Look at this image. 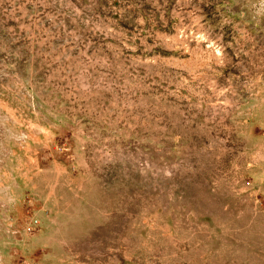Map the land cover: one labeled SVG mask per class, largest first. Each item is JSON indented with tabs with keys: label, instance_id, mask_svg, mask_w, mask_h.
Masks as SVG:
<instances>
[{
	"label": "rangeland",
	"instance_id": "1",
	"mask_svg": "<svg viewBox=\"0 0 264 264\" xmlns=\"http://www.w3.org/2000/svg\"><path fill=\"white\" fill-rule=\"evenodd\" d=\"M0 264H264V0H0Z\"/></svg>",
	"mask_w": 264,
	"mask_h": 264
}]
</instances>
